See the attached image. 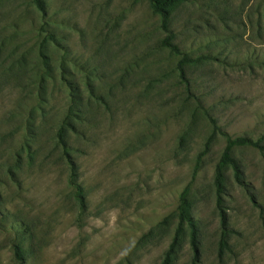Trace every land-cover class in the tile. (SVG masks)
Masks as SVG:
<instances>
[{"label": "rangeland", "instance_id": "1", "mask_svg": "<svg viewBox=\"0 0 264 264\" xmlns=\"http://www.w3.org/2000/svg\"><path fill=\"white\" fill-rule=\"evenodd\" d=\"M43 5L0 0V264L15 245L24 264H162L186 187L199 257L185 226L173 264H264V152L234 149L227 232L214 186L225 135L264 136V0L174 10V43L208 57L188 84L147 0Z\"/></svg>", "mask_w": 264, "mask_h": 264}, {"label": "trees", "instance_id": "2", "mask_svg": "<svg viewBox=\"0 0 264 264\" xmlns=\"http://www.w3.org/2000/svg\"><path fill=\"white\" fill-rule=\"evenodd\" d=\"M152 12L160 17V28L166 34V37L161 41V46L170 49L175 55L180 57L178 62V70L180 72L181 79L188 84L186 77V67L188 65L197 64L201 59H208V57L192 58L184 53L174 43V32L171 29V20L174 10L181 4L187 2V0H147ZM36 6L40 10H44L43 0H34ZM227 138L226 146L220 156V159L215 168L214 186L217 196L218 208L220 210L221 225L225 232L228 231V215L223 206V197L226 195V170L232 169L234 178L239 184H244L243 170L240 162L234 157V149L238 147L250 146L254 147L261 152H264V136L259 140L254 141L248 137L232 138L225 135ZM60 141L64 148H66V142L63 139L62 133L59 135ZM203 155V153H202ZM201 159H199L200 161ZM200 167V162L197 164L196 171ZM70 184L75 189V199L82 209L86 208V194L84 188L78 183L77 169L74 163H72V174L70 178ZM178 224L173 237L172 243L165 255L162 264H173L177 247L181 243V239L184 233L185 226L190 229V243L195 253V258L199 257V227L197 221L193 215V203L190 198V187H186L179 199V205L177 208ZM15 257L19 264L25 263V257L23 251L19 245H15ZM228 247L226 241L221 243V248Z\"/></svg>", "mask_w": 264, "mask_h": 264}]
</instances>
